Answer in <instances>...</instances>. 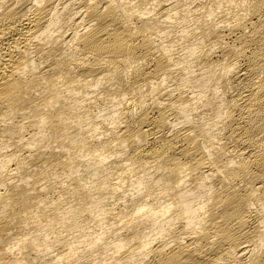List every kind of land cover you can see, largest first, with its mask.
<instances>
[{"label": "bare ground", "instance_id": "6f19581e", "mask_svg": "<svg viewBox=\"0 0 264 264\" xmlns=\"http://www.w3.org/2000/svg\"><path fill=\"white\" fill-rule=\"evenodd\" d=\"M0 264H264V0H0Z\"/></svg>", "mask_w": 264, "mask_h": 264}]
</instances>
